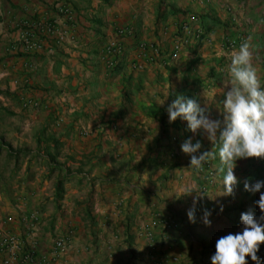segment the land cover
Masks as SVG:
<instances>
[{
  "label": "crops",
  "instance_id": "crops-1",
  "mask_svg": "<svg viewBox=\"0 0 264 264\" xmlns=\"http://www.w3.org/2000/svg\"><path fill=\"white\" fill-rule=\"evenodd\" d=\"M23 22L49 23L66 36L51 51L25 50ZM113 39L123 45L119 56L105 52ZM246 41L254 55L264 52V0H0V236L20 240L35 264H169L173 256L175 264H211L226 228L242 231L241 214L210 211L206 226L213 180L192 167L166 176V141H153L159 127H183L179 118L169 122L167 102L194 91L202 67L191 70L194 60L227 61ZM220 91L206 92L216 100ZM197 136L205 137L189 138ZM256 161H243L246 172L236 166L238 181L264 180L241 178ZM192 188L199 191L188 194ZM259 197L245 191L228 203L244 201L242 213L259 218ZM57 238L67 241L58 253Z\"/></svg>",
  "mask_w": 264,
  "mask_h": 264
},
{
  "label": "clouds",
  "instance_id": "clouds-1",
  "mask_svg": "<svg viewBox=\"0 0 264 264\" xmlns=\"http://www.w3.org/2000/svg\"><path fill=\"white\" fill-rule=\"evenodd\" d=\"M224 100L222 119L213 118L209 106L202 107L196 100L177 96L168 106L169 122L177 118L187 121L188 129L193 134H202L211 143L210 150H203L202 143H193L188 138L181 144L184 154L190 156V167L200 170L206 161L216 159L215 146L219 144L220 169L223 175L224 196L234 194L239 183L234 174L236 162L240 159H264V86L261 85L257 69L253 64L251 45L246 41L238 51L231 55L227 79L223 82ZM163 104V103H162ZM264 180L255 183L244 182V190L250 193H260L256 201L261 216L257 218L253 211L241 213L243 225L241 232L229 233L216 241L215 254L211 256V264H247L250 257L259 264L260 245L264 244ZM196 192L188 190V194ZM188 210L190 222L195 223V205ZM220 211H223L221 207ZM211 212L204 211L203 223L211 226Z\"/></svg>",
  "mask_w": 264,
  "mask_h": 264
},
{
  "label": "rangeland",
  "instance_id": "rangeland-1",
  "mask_svg": "<svg viewBox=\"0 0 264 264\" xmlns=\"http://www.w3.org/2000/svg\"><path fill=\"white\" fill-rule=\"evenodd\" d=\"M264 51V50H263ZM214 57H217L216 60H214ZM213 58V59H212ZM196 59L198 60H194L193 64L191 65V70H194L195 66L199 63V66L202 65L201 70L194 72L195 76L193 78V81L190 82V85H192V89L194 91H190V89L188 88L187 91H185L186 89H184L183 91H181L182 93H180V91H178L177 93L180 95L179 96H184L185 98H190V99H194L196 100L199 104L200 101L203 103L204 107L206 104L209 106L210 111L212 113V117L213 118H220L222 119V115L221 112L223 111V100H224V92L225 89L223 88V82L224 80L227 79L228 76V67L231 63V55L227 57V61H223L226 59H219L218 56L213 55V57H209L208 55H203V56H198ZM200 59V61H199ZM202 59V60H201ZM261 61H260V60ZM259 60V64H260V68L256 66V62ZM253 64L255 66V68L257 69V73L261 82V85L264 86V52L263 53H257L254 55L253 53ZM212 63H215L212 65ZM258 63V62H257ZM216 66H218L217 68H219L220 66V70L216 69ZM222 66H224L222 68ZM222 68V70H221ZM198 69V68H197ZM196 69V70H197ZM224 70V71H223ZM187 76V75H186ZM219 83V84H218ZM188 85V82H186V86ZM209 87H220L221 91L218 94L219 97L218 99L215 100V98L210 99L209 95L207 94L206 91L209 90ZM182 88H186L184 86H182ZM202 90H205V92H202ZM224 91V92H223ZM194 92L193 94H197L196 97L194 95H192L191 93ZM198 92V93H196ZM178 96V95H177ZM176 95H174V97L167 102L168 105H170L171 101H174L177 98ZM199 99H201L199 101ZM164 118V117H163ZM162 118V119H163ZM162 124H164V121L162 122ZM183 127H179L177 125V123H171L172 127H159L160 132L157 134V136L154 138V145L156 147L160 146L158 145L160 142H164L166 141V144L164 146V148H166V153L167 154L164 157V160L162 161L163 163L167 164V171L168 174H165L166 176L170 175V170H172L171 172H173V174L176 171L182 170L183 171H190V156L184 154L181 150V144L187 140L190 136H191V131L188 129V124L187 121H183ZM169 128H171V130H169ZM183 132V133H180ZM196 136V135H195ZM182 137L183 139L180 140L179 138ZM197 140H199L202 143V149L203 150H210L212 148L211 143L207 140L206 137L202 138L201 136H197L194 137L193 143H195ZM163 148V147H162ZM216 151V159H210L208 160V163H204L203 168L200 170H196L195 172H197L198 174H201V176H203V179L205 180V178L207 177L208 180H206L205 182L208 181V183H210L209 181L213 180V182L211 181L210 188L208 189V194H210L208 197L210 198L209 200H207V204L211 205L210 210L208 211H212V214L216 213V211H220L218 209V205L223 204L225 205V207L223 208L222 214L224 212V214L226 212H228L229 214H241L242 211L244 210V201H240L239 205L237 203H235L236 199L233 200L232 202L228 203V200L231 197H234L235 195L239 194L240 195L244 194V180L239 181V188H235L234 189V194L231 196H224L222 195H218L217 193V188H213L214 186V182H218L215 180H219V183L221 186H219V191L223 192V185H222V181H223V175L224 173H221L219 171L221 165H220V161H219V144H217L215 146ZM182 159H184L183 161H181ZM251 158L248 159H240L236 162L237 166H242L243 165V161L245 160H249ZM257 160L259 163L255 164V167H253L252 171L247 172L248 175H243L241 176L244 178H248V179H252L254 180L256 177L261 176L264 178V159H258V158H252ZM256 161V162H257ZM243 167V166H242ZM246 166H244L243 171L242 172H246L247 169L245 168ZM237 168V167H236ZM209 169L212 170V174L211 177H209L208 173ZM241 172V173H242ZM193 174V173H192ZM165 176V177H166ZM164 178V176H163ZM200 180L201 177H198ZM206 178V179H207ZM204 182V181H203ZM217 184V183H216ZM193 189V188H192ZM197 192L199 191V189H195ZM207 190V189H206ZM201 193H204L203 191ZM206 193V192H205ZM187 200H189L188 197H186ZM183 201V200H182ZM181 201V202H182ZM185 202V199L184 201ZM206 202H202V206L205 208L206 207ZM186 205V203H183ZM230 204V205H228ZM233 219V218H232ZM234 221V220H232ZM234 226L228 227L226 228V231L224 232L225 234H229V233H234V228H235V223H233ZM241 232V231H240ZM236 233V231H235ZM214 245H211V248H213ZM264 245L262 247H260L259 252H258V257L260 256V254H264Z\"/></svg>",
  "mask_w": 264,
  "mask_h": 264
},
{
  "label": "built area",
  "instance_id": "built-area-1",
  "mask_svg": "<svg viewBox=\"0 0 264 264\" xmlns=\"http://www.w3.org/2000/svg\"><path fill=\"white\" fill-rule=\"evenodd\" d=\"M191 20H196V17L194 15L190 16ZM21 35H20V41L23 43V47H25V50H34L39 49L40 47H45L47 50L51 51L53 50V47L55 45H59L63 42V39L65 38L66 34L62 30H56L52 24L49 23H40V22H23L21 24ZM45 32L49 37H46L45 34L43 37H39L38 33ZM129 30H119L120 34H127L129 33ZM187 40H184L186 42ZM231 47L234 46V43L230 44ZM179 47L178 44H176L175 48L177 49ZM139 49L141 52H144L146 49V45L144 43L139 44ZM157 49H154L156 51ZM105 52L107 55L112 56H119L123 53V45L113 39L110 40L106 47ZM110 65L114 62L111 60ZM210 177L212 174V170L209 169V172L207 173ZM12 217L8 216L6 218V221H11ZM171 224V219H165L162 222V225L164 227H169ZM67 247V241L64 238H57L54 241V248L56 253L59 251H63ZM21 241L15 238L10 233L5 234L4 236H0V254L2 255L0 259V264H17L19 260L24 262L25 264H35L34 259L31 253H22L21 252ZM178 260L177 256H173L169 260V264H175ZM39 261H45V257L39 258Z\"/></svg>",
  "mask_w": 264,
  "mask_h": 264
},
{
  "label": "trees",
  "instance_id": "trees-1",
  "mask_svg": "<svg viewBox=\"0 0 264 264\" xmlns=\"http://www.w3.org/2000/svg\"><path fill=\"white\" fill-rule=\"evenodd\" d=\"M59 185V182H58V184H57V186ZM56 198H59V195H58V193L56 194Z\"/></svg>",
  "mask_w": 264,
  "mask_h": 264
}]
</instances>
